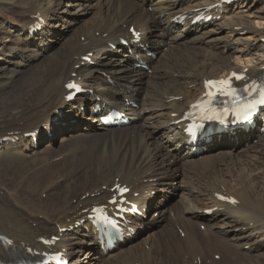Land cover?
Segmentation results:
<instances>
[{"label":"bare ground","instance_id":"1","mask_svg":"<svg viewBox=\"0 0 264 264\" xmlns=\"http://www.w3.org/2000/svg\"><path fill=\"white\" fill-rule=\"evenodd\" d=\"M218 1L0 0L7 21L0 26V234L13 240L18 255L44 249L40 240L57 236L55 249L76 264H219L206 262L212 253L224 264H264L258 261L264 258V122L247 134L222 133L191 145L183 124L175 123L205 79L231 69L264 72V0H235L212 10L220 17L205 24L174 19ZM81 13L91 17L54 51ZM32 24L41 27L32 32ZM70 79L94 93L67 103ZM103 102L127 111L132 122L104 127L92 111ZM36 131L37 141L27 134ZM59 136L58 149L45 148ZM238 161L250 173L231 172ZM179 178L185 184L176 187L182 196L169 207L172 217L164 195ZM119 182L131 187L133 201L159 212L151 219L168 238L157 237L158 246L148 235L107 253L99 247L90 209L106 203ZM155 190L164 192L158 202ZM217 193L238 202L220 201ZM6 256L0 239V259Z\"/></svg>","mask_w":264,"mask_h":264},{"label":"snow or ice","instance_id":"2","mask_svg":"<svg viewBox=\"0 0 264 264\" xmlns=\"http://www.w3.org/2000/svg\"><path fill=\"white\" fill-rule=\"evenodd\" d=\"M247 80V77L244 73L233 72L229 77L220 80H205V88L207 89L205 97L201 98V101L193 105V108H200L201 104L205 102V98L209 104H212L218 97H227L228 101L225 103H231L232 107L229 108L225 106L223 109L209 108L208 111L219 115L221 112L228 113H241L244 119L250 118V114L256 111L259 107H264V82L257 83L255 80L250 83L244 84L242 87H237L233 81ZM68 89H76L78 86L75 83H68L66 85ZM255 94V99H250ZM71 98V97H69ZM203 111V110H202ZM113 197L110 200V203L117 204V199L115 194H119L121 197L127 188H122L117 185L113 190ZM221 199H226L225 197H220ZM233 202H235L233 200ZM93 211L97 213H104L103 208H96ZM101 219L108 220L107 215L100 217ZM111 222V221H108ZM10 244L11 241H5ZM47 242V241H45ZM31 251V249L29 250Z\"/></svg>","mask_w":264,"mask_h":264},{"label":"rangeland","instance_id":"3","mask_svg":"<svg viewBox=\"0 0 264 264\" xmlns=\"http://www.w3.org/2000/svg\"><path fill=\"white\" fill-rule=\"evenodd\" d=\"M4 16H5V14L1 11L0 12V26H4V25H6V20H3V18H4ZM89 16L91 17V15H88L87 16V14H80L79 15V18H80V20H79V23H74V25L72 26V29H71V31L70 32H68L67 31V29H64L63 30V32L65 33V36H67V38H62L61 40H59L58 42H55L54 44H53V49H54V51H56L58 48H60L61 46H62V44H63V41L64 40H66V39H68V37H70V36H73V35H75V30H73V29H77L80 25H81V23H83L84 21H86V19L88 18L89 19ZM16 18V17H15ZM83 19H85L84 21H83ZM10 22L9 23H14V21L13 20H9ZM226 40V39H225ZM227 52V51H226ZM82 110V109H81ZM3 110H2V108L0 107V114H3V112H2ZM75 111H73V112H69L68 114H70L71 115V117H70V119L71 120H74L75 121V119H78V118H76V116H75ZM73 117V118H72ZM75 118V119H74ZM56 121V119L55 118H53L52 119V122H55ZM64 135V134H63ZM61 138H62V136H59L55 141H53L52 143L49 141V142H47L46 144H45V148H51V150L52 149H54V150H56V149H58L59 147H60V144H61ZM46 150V149H45ZM254 153V152H253ZM229 167H230V169H231V172H233V173H250L247 169H245L244 168V165L242 164V162H240V161H238L237 162V169H236V166H234V163H232L231 165H229ZM4 171V165L3 164H1L0 165V172H3ZM262 174H264V171L260 174V175H262ZM184 179H177V180H174L173 182H172V185H173V187H172V192H170L169 193V195H168V197L166 196V193H165V195H164V200L166 201V210L169 212V214L173 217L174 215H175V210H173L172 208L169 210V207L170 206H173V207H175L176 206V204H177V202L180 200V198H181V196H182V194H181V188L177 191L176 190V187L177 186H180V187H182V186H184ZM163 194H164V192L162 193H160L159 194V196L157 197V202L158 201H160L161 199H162V196H163ZM167 199V200H166ZM148 206V205H147ZM149 212V211H148ZM153 212V213H152ZM150 213V217H149V219H147L148 221H143V223H145L146 225H148L149 227L145 230V231H143V233L142 234H140V235H138L139 237H140V239L141 240H143V239H145L148 235H149V237H150V240H151V243L153 244V245H155V246H158V240L156 239L157 237H162V239H164V238H168V237H166V236H164V234L165 233H167V232H165L164 231V227H157V228H155V224H154V221H153V219H151L152 217H154V218H158V216H159V212L157 211V213L158 214H155V211H154V209H151V211L149 212ZM151 213H152V215H151ZM172 213H173V215H172ZM157 215V216H156ZM147 222V223H146ZM199 224H203V223H198V228H199V226H200V228H199V230H201L202 232H204L205 231V229L203 228L204 227V225H199ZM180 226V225H179ZM180 228H181V226H180ZM141 235H145V236H141ZM137 236V237H138ZM211 256V257H210ZM236 258L237 257H235L234 259L236 260ZM259 260L258 261H260L261 263H264V258H261V257H259L258 258ZM210 260V262L211 261H217L219 264H224L223 263V259H221V256H220V254H211V255H209L208 256V258H207V260H206V262H208ZM233 260V259H232ZM235 260H233V261H235ZM199 262H200V260H199ZM210 262H208V263H210ZM237 263L238 264H245V263H247V262H242V260H237ZM258 263V262H257Z\"/></svg>","mask_w":264,"mask_h":264}]
</instances>
